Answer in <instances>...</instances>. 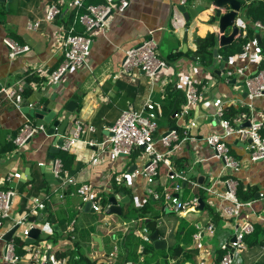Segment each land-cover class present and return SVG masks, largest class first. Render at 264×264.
I'll list each match as a JSON object with an SVG mask.
<instances>
[{
    "label": "crops",
    "instance_id": "0c3cea01",
    "mask_svg": "<svg viewBox=\"0 0 264 264\" xmlns=\"http://www.w3.org/2000/svg\"><path fill=\"white\" fill-rule=\"evenodd\" d=\"M67 1L12 0L6 6L0 3V87L22 85L24 101L22 111H17L2 101L0 96V191L11 189L16 192L11 204V218L15 220L22 217L32 198L44 200V208L35 214L33 222L41 230L39 238L45 242V257L49 264L63 258L67 259V264H72L69 263L72 256V262H76L73 264H106L107 254L114 245L118 247L115 264H175L165 254L177 236L180 242L187 243L180 246L184 248L185 256H189L179 260L178 264H199L200 261L204 264H220L225 253L221 246L229 243L235 229L247 220L252 224L253 232L244 239L245 249L239 254L238 264L264 263V160L251 162L247 141L236 136L228 137L225 144L229 154L240 163L239 169L232 171L213 157L212 150L203 141L209 135L222 132L211 107V102L216 98L223 101L224 120L234 122L244 116L264 122V100H252L250 112L246 106L249 102L242 97V88L230 85L227 81L229 72L244 69L245 76L251 77L261 69L264 59L258 44L264 33L254 29L253 24L257 21L247 16L243 18L240 13L235 22L244 23L246 31L252 30L251 36H247L246 32L244 38L247 41L242 45L241 52L225 57L218 52L222 47H219L218 20L214 16L211 0H186V8L201 6L203 9L188 21L177 9L182 5L181 0H131L130 6L122 14L108 20L104 32L92 37L88 68L70 69L59 84L48 89L49 75L63 61L60 35L71 24V16L66 11ZM103 2L87 0V4ZM253 2L264 3L262 0ZM51 4L58 6L62 15L53 22H47L44 17ZM34 22H39L38 28L29 30L27 24ZM75 29L79 34H84L81 25H76ZM149 32H152L160 56L168 62L167 68L161 70L153 82L138 70L130 75L120 74L124 52L140 44ZM209 33L216 35L214 50L217 51V58L210 66L204 67L193 58L195 39L204 38ZM230 33L231 29H228L226 35ZM4 38L29 49L11 59L8 49L2 44ZM238 38L240 36H236L232 43ZM247 42H251L252 46L250 52L244 54L242 48ZM224 58L228 59V63L218 76L214 72L219 69ZM239 79L242 80L241 77ZM188 80H192L201 93L200 101L190 111L189 117L196 122V127L189 133L191 138H195L194 143L190 140L181 141L187 120L172 116L183 105V89ZM149 99L161 107L155 139L169 130L176 131L179 136V141L173 144L175 150L169 160L173 171L183 179L170 181L166 176V166L160 164L155 183L149 185L141 175L130 176L147 163L148 158L141 150H134L128 161L123 157L113 158L108 152V128L114 125L122 111L130 106L134 110H141ZM69 101H75L76 106L72 114H62L69 118L64 136L71 135L74 123L78 121L83 128L82 141L102 144L100 148L89 147L82 142L69 153L60 149L58 153H51L56 139L47 133H39L23 149L15 152L12 141L25 118L34 125L48 127L42 120L23 111L28 109V104L34 106L33 110L47 108L54 111ZM59 118L61 120L62 117ZM88 126L93 127L94 131L88 132ZM261 134L264 136V127ZM154 148L161 154L167 152L158 140ZM63 153L67 154L64 166L60 160ZM55 160L61 166L60 178L55 177L53 172ZM10 174L13 177L8 181ZM69 178L73 179L72 183L66 182ZM227 179L237 183V200L252 204L251 211L242 212L238 218H225L220 213L222 207L230 205L217 196L224 191L223 182ZM176 184L180 185L177 196L181 201L197 199L194 209L169 211L163 208L161 199L153 200L147 194L149 188L160 193L163 186L173 193L172 188ZM84 185L95 190L96 195L106 202L105 206H110L108 200L114 197L121 207V215L109 214L108 211L103 215L93 213L80 192V187ZM121 200L125 201L120 203ZM200 200L203 203L202 210L199 209ZM145 206L150 212L137 217V210ZM52 217L58 226L57 230L51 227ZM73 220L75 230L70 233L69 225ZM149 222L154 224L155 230L150 231L151 228L145 226ZM183 222L193 229L191 237L186 235L188 229L180 231ZM11 223V220H6L4 226L8 227ZM209 224L213 226L212 231L207 229ZM142 227L147 228L150 237L156 232L159 239L165 240V249H155L151 241L147 244L151 245L154 252L147 255L143 252L140 256L139 247L144 251L146 243L140 241L134 230ZM198 232L203 245L201 251L196 249L193 242V235ZM17 239L24 244L20 264H25L27 245L25 240ZM127 246L134 253V259L129 262L125 260ZM3 256L4 240H1L0 264H8ZM56 256L61 258L57 259ZM81 256L87 258L88 262L81 260Z\"/></svg>",
    "mask_w": 264,
    "mask_h": 264
},
{
    "label": "built area",
    "instance_id": "2783aa9c",
    "mask_svg": "<svg viewBox=\"0 0 264 264\" xmlns=\"http://www.w3.org/2000/svg\"><path fill=\"white\" fill-rule=\"evenodd\" d=\"M186 0H181L182 4ZM131 4V0H104L99 4H87V0H68L66 3V11L71 16V24L60 35V47L63 53V61L60 66L49 75L48 89L59 84L60 80L65 74L72 68L85 67L88 68L87 59L90 55L92 37L98 33L105 31L108 20L114 15L122 14ZM62 11L55 4H51L47 7L44 20L47 22H53L56 18H61ZM238 23V22H236ZM81 25L84 28V34H79L75 27ZM239 30L237 35L242 38L246 37V28L244 23L240 22L236 24ZM39 26V22L28 23L27 28L29 30H36ZM254 29L258 32L264 33V23L255 22L253 24ZM2 44L8 49V54L11 59L15 58L19 54H24L28 51L27 46H19L15 42L8 38L2 40ZM251 42H247L242 51L244 54L250 52ZM168 62L162 58L158 52V46L152 37V32L145 37V39L137 46L130 48L124 52V57L120 67V74L130 75L134 70L142 72L150 81H154L159 72L167 68ZM241 77L244 85H246L248 92L246 100L249 102L246 106L252 112L251 101L257 98L264 100V70L259 69L254 76L248 77L244 74V69H238L227 74V81L232 78H236L237 82L241 81ZM204 87H202L203 89ZM23 86L20 84L14 86H1L0 96L2 101L10 104L15 110L22 111L23 109ZM200 90L192 80H188L185 83L183 89V105L180 110L173 113V118L187 120L186 125L183 128L182 142L190 140L194 143L195 138L189 136L190 131L196 127L195 119L189 118L190 111L197 106L200 101ZM1 107V103H0ZM29 110L34 109L32 104L26 106ZM211 107L214 110V117L220 122L222 132L220 134H212L207 136L203 141L212 150L213 157L223 163L226 169L237 171L240 167V163L234 157L229 154V149L225 144V140L228 137L236 136L242 141H249L247 150L249 159L251 162H258L264 160V136L261 134V130L264 127V122L254 121L251 118L236 119L234 122L223 119L225 107L222 99L216 98L211 102ZM161 116V107L158 103L152 100H147L141 110H134L131 106L122 111L119 118L114 125L108 128V132L111 133L107 140L108 152L113 158L123 157L128 161V158L134 150H141L148 158L144 167L138 171L135 170L131 173V177L143 176L149 185L155 183V178L158 176V167L160 164H164L167 168V178L172 181L175 179H183L175 173L172 169L170 156L175 150L174 143L179 141V136L176 131L169 130L166 134L155 139L157 132V120ZM189 118V119H188ZM246 122L249 126H244ZM88 132H93L94 128L88 126L86 128ZM47 128L43 124L34 125L28 118H25V122L19 129L17 135L13 139L15 146V152L23 149L29 140L39 133L46 134ZM83 131L82 126L78 121L74 123V130L69 136L58 135L63 138V142L59 147L60 151L69 153L79 143H84L89 147L100 148L102 144H97L93 141H82L81 133ZM55 136V135H53ZM158 140L167 152L161 154L158 153L155 148V141ZM53 172L55 177L60 178L61 166L57 160L53 163ZM13 177L12 174L8 176V181ZM67 183H72L73 179L66 180ZM224 191L218 193L217 196L222 201L229 202L230 205L221 208L220 213L225 218H238L242 212L246 213L251 211V202L241 203L237 200L235 191L236 185L234 181L229 179L223 182ZM180 189V185L173 186L172 191L168 192V189L163 186L162 191L159 193L154 188L147 189V194L153 200H162L163 208L173 212H183L185 210L194 209L197 206V199L183 202L177 194ZM206 191L212 192L211 189ZM80 192L85 196L86 201L91 204L93 213L105 214L109 206H102V201L99 196L96 195L95 190L89 186H81ZM16 192L14 190L0 191V241L3 237L17 227L16 231L11 237V241H4V256L3 260L8 264H20L22 258L18 257L15 253V247L13 245L14 238H20L26 240L29 232L33 228H37L34 222H30L29 219L34 217L37 212H41L44 208L41 198H32L28 201L27 212L19 219L13 220L11 218V204L15 197ZM260 196H263L262 194ZM11 220L10 226L5 227L4 221ZM73 220L69 225V232H74ZM209 231L213 230L211 224L207 228ZM253 232V226L247 220L243 221L232 237L233 242H229L226 245H222L225 253L221 258L220 264H238L239 254L245 249L244 239ZM134 233L139 237L142 243H150L151 237L147 228L142 227L135 229ZM193 242L197 250L201 251L203 245L200 243V233L193 235ZM45 242L41 241L35 243L34 246L27 245L25 247L26 262L25 264H49V260L45 257ZM231 249V250H230ZM139 255H143V248L139 247ZM118 258V247L113 246L112 250L107 254L106 264H115ZM50 264H67V259L53 260ZM199 264H204L202 261Z\"/></svg>",
    "mask_w": 264,
    "mask_h": 264
},
{
    "label": "water",
    "instance_id": "95a60500",
    "mask_svg": "<svg viewBox=\"0 0 264 264\" xmlns=\"http://www.w3.org/2000/svg\"><path fill=\"white\" fill-rule=\"evenodd\" d=\"M24 2H27L28 0H21ZM253 0H211L213 12L215 18L218 20V33H219V47L227 46L232 43L234 38L239 33L238 27L236 25V20L239 17L240 13L242 12L243 18H246L245 13V6L247 3L252 2ZM264 2V0H262ZM12 0H0L1 4H4L5 6L10 4ZM178 11L183 15V18L185 21H188L191 18H195L196 13L202 12V7L198 6L195 9H189L186 8L184 4L179 5L177 7ZM222 11H224L222 13ZM228 29H231L230 35H226V31ZM256 39L259 41V36L256 37ZM186 41V39H185ZM214 58H217V51H213ZM228 63V59L224 58L221 60V64L219 66V69L215 71L214 73L218 76L221 75L222 71L224 70V65ZM262 63H260L261 65ZM242 79L241 81L237 82L236 78H232L228 81L230 85H235L239 88H242L243 94L242 97L246 98L248 89L246 85H244ZM76 106L75 101H69L66 104H63L58 108L57 110H47V108H43L42 110H33V109H24L23 111L25 113L30 114L32 117H36L39 120H42L48 127H47V135L54 136L56 139V143L51 148V153H58L59 147L61 146L63 142V138L59 137L58 135L64 136V131L69 124V118L62 116V114H72L74 112V108ZM63 112V113H62ZM60 117L61 120H60ZM244 126H249V123L247 122ZM111 135V133H109ZM249 143V141H247ZM135 167V166H134ZM134 167L132 169H134ZM25 175H27V171H25ZM23 181V180H21ZM185 186V183H184ZM126 199V198H125ZM127 200V199H126ZM125 200H121L120 203H123ZM110 206L108 213L109 214H117L121 215V207L118 205V201L114 197H110L108 200ZM87 207L91 210V204L88 202ZM199 209H203V203L200 200L199 201ZM30 222L34 221V218L31 217L29 219ZM52 229L57 230L58 226L54 222V217H52ZM17 227L13 228L11 231H9L4 237L3 240L5 242L11 241V237L16 231ZM41 230L38 228H33L30 230L28 238L25 240L26 245H33L35 244L39 237H40ZM151 241L153 243V246L157 250H164L165 249V240L159 239V236L156 232H154L151 235ZM234 237H232L229 242H233ZM231 250V249H230Z\"/></svg>",
    "mask_w": 264,
    "mask_h": 264
},
{
    "label": "trees",
    "instance_id": "16d2710c",
    "mask_svg": "<svg viewBox=\"0 0 264 264\" xmlns=\"http://www.w3.org/2000/svg\"><path fill=\"white\" fill-rule=\"evenodd\" d=\"M245 13L247 15V17H250L252 20L254 21H260L262 23H264V3L262 2H250L248 3L246 6H245ZM252 30H247V36H249L251 34ZM251 36V35H250ZM247 41L246 38H242L240 36V38H238L235 42H233L232 44L228 45V46H224L222 48L219 49V53H222L225 57H230V56H233L234 54L236 53H239L241 52V47L242 45ZM195 43H196V51L193 55V58H195L196 60H198L204 67L206 66H210V64L213 62L214 60V57H213V50L215 49L216 47V35L213 34V33H209L207 34L204 38H196L195 39ZM258 47L261 51V54L263 56V59H264V35H263V39L260 41V43L258 44ZM262 70H264V62H263V65L261 67ZM67 154H64L61 155V162L63 163V166H64V157H66ZM68 159L71 158L69 156H67ZM62 171V170H61ZM44 201V200H43ZM106 202H102V205L105 206ZM152 203V202H151ZM150 212V210L148 209L147 206L141 208V209H138L137 210V217L139 216H144V214ZM145 226H148L150 227V231L151 230H155L154 229V224L153 223H148V224H145ZM146 228V227H145ZM188 229L189 231L186 232V235L190 236L191 237V234L193 233V229L189 228L184 222H183V225L181 226V229L180 231H184ZM188 237V241H189V238ZM255 240V239H254ZM41 241H44L42 238H39L38 241L36 243H39ZM187 241V242H188ZM131 242V239L129 238L128 239V243ZM13 245L15 247V253L18 257H21L24 255V252L22 251V247H23V242L17 238H14L13 239ZM181 244H187L185 242H180V237L177 236V239H175V243L171 244L167 250V254H165V257L168 258V259H171L173 261H175V264H178L179 260H181L182 258H189L188 255L187 258L185 256V252H184V248L181 247L180 245ZM127 248V256L125 258L126 262H129L130 260H133L134 257V253L133 251L131 252L128 248V246L126 247ZM144 255H147L148 253H152L154 252L153 248L151 247V245H148V244H144ZM57 259L61 258L60 256H56ZM73 260V256L70 257L69 259V263H76V262H72ZM81 260L83 261H86L88 262L87 258H85L84 256H81ZM147 260H145L146 262ZM264 264V263H262Z\"/></svg>",
    "mask_w": 264,
    "mask_h": 264
},
{
    "label": "rangeland",
    "instance_id": "374dc122",
    "mask_svg": "<svg viewBox=\"0 0 264 264\" xmlns=\"http://www.w3.org/2000/svg\"><path fill=\"white\" fill-rule=\"evenodd\" d=\"M102 202H103V201L100 202L101 205H102ZM103 203H104V202H103ZM50 243H53V242H51V240H50Z\"/></svg>",
    "mask_w": 264,
    "mask_h": 264
}]
</instances>
